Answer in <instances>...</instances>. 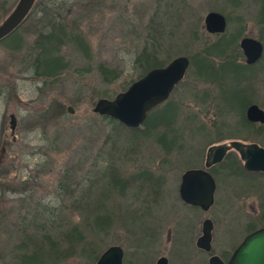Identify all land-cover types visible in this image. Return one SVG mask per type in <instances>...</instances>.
Masks as SVG:
<instances>
[{
    "label": "rangeland",
    "instance_id": "374dc122",
    "mask_svg": "<svg viewBox=\"0 0 264 264\" xmlns=\"http://www.w3.org/2000/svg\"><path fill=\"white\" fill-rule=\"evenodd\" d=\"M44 1L37 3L47 4ZM15 2L0 0V21ZM60 2L52 7L48 3L47 10L50 7L54 16L67 21L66 27L77 30L87 50L70 44L61 47L59 54L69 67L56 80L36 78L28 68L32 54H28L27 46L36 36L31 31L37 25L40 5L34 6L18 27L22 39L18 50L12 51L7 42L0 43V255L22 240L15 229L23 223V207L30 212L65 205L72 221L81 220L80 208L58 192V181L65 175L72 176V181L78 182L77 195L78 190L83 192L89 183L99 181L112 165L126 174L145 167L164 180L159 196L150 201L133 199L131 190L123 196L109 193L107 197L104 185L96 184L87 205L105 203L113 209L114 224L111 230L99 234L95 249L119 245L122 264H154L159 256H164L167 264H207L209 254L226 261L245 234L264 224V176L241 172L240 159L229 150L221 162L212 166L214 190L207 210L183 204L177 186L185 169L202 167L208 146L232 139L255 142L239 120L240 105L234 97L237 88L228 86L233 75L245 77L246 72L215 70L213 75L217 77L223 73L222 80L228 87H222L218 84L221 79H196L188 55L218 37L203 29L202 18L209 10L227 15L223 33L226 37L238 33L235 44L239 51L240 37L252 36L262 42L264 55V22L255 17L264 0ZM154 28L160 37L158 60L166 64L183 55L189 61L181 83L163 104L174 106L171 112L177 134L167 155L151 136L141 144L133 143V152L127 151L128 138L134 132L112 126L91 111L97 98H112L135 80L140 67L134 57L147 31L154 33ZM236 57L243 63L242 54ZM99 64L119 76L103 82L97 71ZM252 71L244 94L264 111V56ZM237 82L245 86L247 81ZM193 91L197 95L204 92L203 99L201 95L196 98ZM56 101L65 109L70 106L72 112L48 118L45 111ZM9 114L15 118L12 135L7 128ZM177 145L181 149L177 150ZM90 210L94 211L93 207ZM204 218L212 222L209 253L194 244ZM2 256L0 264H6L8 258ZM62 264L91 263L71 257Z\"/></svg>",
    "mask_w": 264,
    "mask_h": 264
},
{
    "label": "trees",
    "instance_id": "16d2710c",
    "mask_svg": "<svg viewBox=\"0 0 264 264\" xmlns=\"http://www.w3.org/2000/svg\"><path fill=\"white\" fill-rule=\"evenodd\" d=\"M44 2H47V4H38L37 0H35L32 8L23 20L24 22L29 17L34 6L40 5V8L37 9L40 16L35 21L37 25L32 26L31 31L36 36L27 46L28 54H32L28 68L31 69L36 78L56 80L69 67L68 62L59 54L61 47L70 44L86 51L87 46L80 34H77L79 33L77 30L73 31L72 28L66 27L68 24L63 17L53 15L50 7L53 5L57 6L61 3L60 0H49V2L45 0ZM48 3L50 6L49 10L46 8ZM219 12L221 13V11ZM224 17L228 20L227 15ZM255 17L258 21L264 22V5L256 12ZM18 27L0 40V43L7 42L12 51H16L22 46V39L18 35ZM223 32L217 34L218 37L215 41L204 44L200 50L188 55L192 72L196 79L204 78L208 81H214L213 79L217 78L219 81L221 79L218 84L222 87L236 86L237 89L234 97L236 103L240 105L239 120L241 121V125L250 133L255 142L262 145V143L264 144V122L252 123L247 121L243 115V111L246 105L251 103L244 94L248 88V82H250L248 79L252 76V70L257 67L264 55H261L262 57L255 63L249 65L237 61L236 56H241L235 44L238 33L236 32L232 36L226 37ZM156 33V28H154V33L147 31L143 39V45L134 57V63L140 67V71L137 73L135 79L142 76L151 68L165 64L163 61L158 60L160 37H157ZM215 70H227L230 73H232V70H237L239 73L246 72V75L245 77L240 76V78L239 75L237 77L233 75L234 77L228 81L229 85L227 86L222 80L221 74L223 73H220L219 77H217L213 75L216 73ZM97 71L105 83H109L119 76L118 72L112 71L101 64L97 65ZM239 80L247 81L246 85H240V82H237ZM180 83L181 81L178 85ZM193 92L196 98L201 95L200 99H203L204 92H201L199 95L195 91ZM163 104L150 109L142 122L135 127L123 126L104 115H99V117L112 124V126L125 128L134 132L131 134L130 140L128 138L127 151L133 152L135 150L133 149L135 147L132 145L133 143L137 145L138 143L141 144L142 140L151 136L154 142L161 147V152L167 155L177 141V134L173 126L174 113L171 112L174 106L170 104L163 106ZM65 111L66 109L63 104L56 101L46 109L45 114L48 118H55ZM177 146L179 147L177 150L182 147ZM211 169L212 166L209 168L210 172ZM241 169V172H248L243 168ZM258 173L264 176V174ZM102 175L99 181H95V184L94 181L92 184L89 183L83 192L78 190L77 195L75 193L78 182H73L72 176L65 175L63 179L58 181V192L65 200L66 198H69L68 200L71 199V205L80 208L81 220L72 221L70 214L66 212L65 205L56 209L49 208L47 211L45 209H32L30 212L23 207L25 214L21 218L23 223L15 229V231L20 233L22 240L14 246L13 250L3 252V256L0 255L8 258L6 264H62L71 257H81L92 264L101 252L99 249H95L96 239L99 234L102 235L103 232L112 229L114 220L112 218L113 209L105 203L97 204L94 202V204L87 205L91 189L96 184L101 183L106 188L104 189V193L108 195L107 197H109V193L123 196L126 191L131 190L133 191V199L150 201V198L154 199L153 197L159 196L161 192L159 189L164 180L160 174H155L145 167H140L138 170L126 174L117 167L110 165ZM92 207L94 211L90 210ZM71 209L74 208L71 207Z\"/></svg>",
    "mask_w": 264,
    "mask_h": 264
},
{
    "label": "water",
    "instance_id": "95a60500",
    "mask_svg": "<svg viewBox=\"0 0 264 264\" xmlns=\"http://www.w3.org/2000/svg\"><path fill=\"white\" fill-rule=\"evenodd\" d=\"M35 0H16L11 10L0 21V40L16 29L25 19ZM224 16L214 10L207 11L202 18L203 29L209 34L222 33L225 29ZM238 47L247 65L256 62L263 53V45L252 36H242ZM189 65L186 56L171 58L165 65L151 68L139 78L130 82L112 98L99 97L91 111L104 115L126 127L139 125L146 113L170 93L182 79ZM66 112L71 113L70 106ZM8 130L12 135L15 127L13 114L8 115ZM244 117L252 123L264 122V111L255 103H249L244 109ZM228 150L236 152L242 168L248 172L264 174V147L256 142H243L236 139L216 143L206 148L202 167L189 168L180 175L177 186L179 198L186 204L206 209L212 203L214 181L206 168L221 161ZM212 223L205 218L201 222L200 235L195 239V246L204 251L210 247ZM122 249L112 244L105 247L94 264H121ZM155 264H167L164 256H159ZM207 264H224L217 256L211 255ZM225 264H264V224L243 236L232 250Z\"/></svg>",
    "mask_w": 264,
    "mask_h": 264
},
{
    "label": "flooded vegetation",
    "instance_id": "af4514ba",
    "mask_svg": "<svg viewBox=\"0 0 264 264\" xmlns=\"http://www.w3.org/2000/svg\"><path fill=\"white\" fill-rule=\"evenodd\" d=\"M182 78H183V77H182ZM181 80H182V79H181ZM181 80H180V81H181ZM180 81H179V82H180ZM179 82H178V83H179ZM178 83L172 88V90L178 85ZM172 90H171V91H172ZM171 91H170V92H171ZM169 94H170V93H169ZM167 97H168V96H167ZM167 97H166L163 101H161L159 104H163V102H165V100L167 99ZM151 109H152V108H151ZM13 117H14V116H13ZM8 118H9V117H8ZM8 120H9V119H8ZM14 123H15V118H14ZM228 151H229V150H228ZM228 151H227V152H228ZM227 152H226V153H227ZM225 155H226V154H225ZM225 155H224V156H225ZM223 158H224V157H223ZM221 161H222V160H221ZM221 161H219V162H221ZM219 162H217V163H215V164H218ZM215 164H212L211 166H213V165H215ZM211 166H209L208 168H206V171H207L209 174H210L209 168H210ZM188 169H189V168H188ZM185 170H186V169H185ZM183 172H184V171H183ZM183 172H182V173H183ZM210 175H211V174H210ZM211 177H212V176H211ZM178 198H179V196H178ZM179 200H180L183 204L188 205V204L184 203L180 198H179ZM189 206H191V205H189ZM210 206H211V204H210L206 209H202V210H207ZM195 207H196V206H195ZM198 208H199V207H198ZM200 209H201V208H200ZM204 219H205V218H204ZM208 219H209V218H208ZM210 221H211V220H210ZM201 222H202V221H201ZM211 223H212V222H211ZM200 226H201V224H200ZM255 229H256V228H255ZM253 230H254V229H253ZM211 231H212V228H211ZM211 231H210V236H211ZM251 231H252V230H251ZM249 232H250V231H249ZM198 236H199V235H198ZM198 236H197V237H198ZM115 245H116V244H115ZM118 246H119V245H118ZM210 248H211V237H210V247H209V250H208V251H204V250L199 249V248H198V249H199V250H202V251H204V252H206V253H209V252H210ZM121 249H122V248H121ZM211 255H215V254H209L208 257L211 256ZM215 256H217V257H218V258H219L224 264L226 263L227 260L224 261V260H223L221 257H219L218 255H215ZM208 257H207V259H208ZM156 259H157V258H156ZM156 259H155V260H156ZM227 259H228V258H227ZM121 260H123V250H122V259H121ZM121 264H122V262H121ZM154 264H155V261H154Z\"/></svg>",
    "mask_w": 264,
    "mask_h": 264
}]
</instances>
